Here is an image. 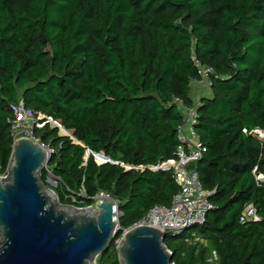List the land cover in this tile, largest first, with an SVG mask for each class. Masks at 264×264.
Listing matches in <instances>:
<instances>
[{
  "label": "trees",
  "instance_id": "trees-1",
  "mask_svg": "<svg viewBox=\"0 0 264 264\" xmlns=\"http://www.w3.org/2000/svg\"><path fill=\"white\" fill-rule=\"evenodd\" d=\"M194 62L211 71L210 94L195 105L201 158L192 167L212 210L161 243L173 264H264V181L254 180L264 177V143L248 134L264 132V0H0V176L9 106L21 99L70 131L32 129L52 149L46 167L59 204L85 207L106 193L117 201L119 229L168 206L178 189L171 170L123 171L114 162H174L182 116L173 100L191 107ZM98 153L110 163L96 164ZM246 204L257 222L238 223ZM120 234L95 264H119ZM194 236L204 245H187Z\"/></svg>",
  "mask_w": 264,
  "mask_h": 264
},
{
  "label": "water",
  "instance_id": "water-1",
  "mask_svg": "<svg viewBox=\"0 0 264 264\" xmlns=\"http://www.w3.org/2000/svg\"><path fill=\"white\" fill-rule=\"evenodd\" d=\"M15 136L6 175L0 177V264H91L117 232L112 199H100L96 209L57 207L53 191L39 181L49 156L29 139ZM91 155L96 164L107 159L102 153ZM169 233L145 225L125 231L115 248L118 263L173 264L161 243Z\"/></svg>",
  "mask_w": 264,
  "mask_h": 264
},
{
  "label": "built area",
  "instance_id": "built-area-1",
  "mask_svg": "<svg viewBox=\"0 0 264 264\" xmlns=\"http://www.w3.org/2000/svg\"><path fill=\"white\" fill-rule=\"evenodd\" d=\"M194 64L198 69L199 81H207V74L211 73L210 69L200 67L195 62ZM173 103L182 116L181 124L176 127V140L178 141V145L174 151V162L167 160L155 166H133L124 164L120 161L114 162V164L123 171L141 172L143 170H171V179L177 185L178 189L176 193L172 195L168 206H152L143 217L125 229H119L118 226V218L121 216V213L117 210V201L110 198L106 193H96L91 205L85 207L93 206L94 209H96L97 205L102 201L100 199H112L114 205L112 207L111 219L114 223V231H120L121 234H123L125 231L135 226L145 225L153 227L161 232L164 229L170 231L169 234H178L191 226L201 225L204 222L206 214L212 210V205L208 201V196L211 192L201 187L195 168L192 167L201 158V144L192 128L197 118L195 106L185 107L177 99H174ZM9 109L11 116L7 120V123L9 125L11 141H14L13 136L15 135V140L18 138L29 139L31 142L39 145L41 149L45 151L46 156H49L52 153V149L41 144L38 139L34 138L32 136V129L40 130L44 126H48L50 128H56L59 133L60 128L63 130L59 121L42 113L32 114L29 110L24 108L21 99L11 104ZM241 133L246 134L247 132L245 129H242ZM248 134L256 138L260 143H264V132L262 130L255 128L250 130ZM104 162L110 163L108 159L103 160L102 163ZM43 169L46 171L47 178V174L50 173L46 165H43ZM254 171L255 168L251 170L252 175H254ZM254 180L256 182H262L264 181V177L262 175H254ZM54 186L55 182L53 181V186L50 187ZM80 193L83 194L82 192ZM258 220L259 218L252 204H246L238 216V223L240 224L257 222ZM118 239L114 242L115 248ZM166 252L170 253L168 250H166ZM211 258L215 259L213 252H211Z\"/></svg>",
  "mask_w": 264,
  "mask_h": 264
},
{
  "label": "rangeland",
  "instance_id": "rangeland-1",
  "mask_svg": "<svg viewBox=\"0 0 264 264\" xmlns=\"http://www.w3.org/2000/svg\"><path fill=\"white\" fill-rule=\"evenodd\" d=\"M208 82L207 81H198V82H190L189 84V91H188V97L191 100L192 105L197 104L198 99L200 97H207L209 96V91H208ZM58 135H69L70 136V131H63L62 129L60 130V132L58 133ZM5 176V175H4ZM53 178L50 176V174H47V178L45 180L46 182V186L47 188H49V186H53ZM58 205H61L57 202ZM192 231V230H189ZM193 233H195L194 231H192ZM187 245H191V244H198V245H204V241L200 238H198L197 236H194L191 240L186 241ZM96 258V257H95ZM95 258L94 261L91 262V264H95ZM89 262H87L86 264H88Z\"/></svg>",
  "mask_w": 264,
  "mask_h": 264
},
{
  "label": "bare ground",
  "instance_id": "bare-ground-1",
  "mask_svg": "<svg viewBox=\"0 0 264 264\" xmlns=\"http://www.w3.org/2000/svg\"><path fill=\"white\" fill-rule=\"evenodd\" d=\"M66 136H69V135H66ZM55 205L57 206V207H59V208H64V207H62V206H60V205H58V204H56L55 203ZM56 206H55V208H56ZM65 209V208H64Z\"/></svg>",
  "mask_w": 264,
  "mask_h": 264
},
{
  "label": "crops",
  "instance_id": "crops-1",
  "mask_svg": "<svg viewBox=\"0 0 264 264\" xmlns=\"http://www.w3.org/2000/svg\"><path fill=\"white\" fill-rule=\"evenodd\" d=\"M208 91H209V89H208ZM209 94H210V92H209ZM195 105H196V104H195ZM195 105H191V106L193 107V106H195Z\"/></svg>",
  "mask_w": 264,
  "mask_h": 264
}]
</instances>
